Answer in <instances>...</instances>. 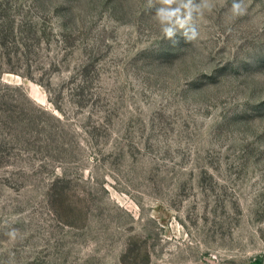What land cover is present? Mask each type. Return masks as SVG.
<instances>
[{
	"label": "rangeland",
	"instance_id": "obj_1",
	"mask_svg": "<svg viewBox=\"0 0 264 264\" xmlns=\"http://www.w3.org/2000/svg\"><path fill=\"white\" fill-rule=\"evenodd\" d=\"M232 3L173 44L148 0H0V264H264V0Z\"/></svg>",
	"mask_w": 264,
	"mask_h": 264
},
{
	"label": "clouds",
	"instance_id": "obj_2",
	"mask_svg": "<svg viewBox=\"0 0 264 264\" xmlns=\"http://www.w3.org/2000/svg\"><path fill=\"white\" fill-rule=\"evenodd\" d=\"M149 6H154L159 4L156 8V19L162 26V32L164 38L170 40L173 44L177 41L175 39L177 32L183 29L182 35L185 37L186 41H195L199 36L198 27H186L189 20L191 19V10L189 9L187 14L182 13L181 8H189L191 0H188V4H179L177 7L173 5L178 4V0H148ZM209 6L208 11H211ZM231 14L233 17L243 16L246 13V7L243 4V0H233L231 6ZM203 13H201V16Z\"/></svg>",
	"mask_w": 264,
	"mask_h": 264
}]
</instances>
